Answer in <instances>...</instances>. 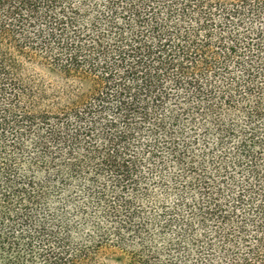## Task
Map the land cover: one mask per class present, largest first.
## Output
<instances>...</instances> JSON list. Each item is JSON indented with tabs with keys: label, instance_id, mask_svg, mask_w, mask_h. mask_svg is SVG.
<instances>
[{
	"label": "trees",
	"instance_id": "trees-1",
	"mask_svg": "<svg viewBox=\"0 0 264 264\" xmlns=\"http://www.w3.org/2000/svg\"><path fill=\"white\" fill-rule=\"evenodd\" d=\"M0 264H264V0H0Z\"/></svg>",
	"mask_w": 264,
	"mask_h": 264
}]
</instances>
